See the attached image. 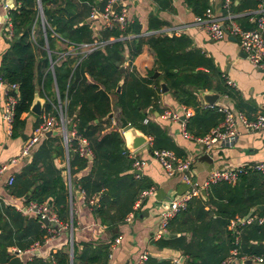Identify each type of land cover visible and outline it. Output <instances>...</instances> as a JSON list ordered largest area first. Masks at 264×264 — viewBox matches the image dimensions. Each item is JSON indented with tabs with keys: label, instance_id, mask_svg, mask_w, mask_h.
<instances>
[{
	"label": "trees",
	"instance_id": "obj_1",
	"mask_svg": "<svg viewBox=\"0 0 264 264\" xmlns=\"http://www.w3.org/2000/svg\"><path fill=\"white\" fill-rule=\"evenodd\" d=\"M96 1H99L98 5ZM150 1L161 10H173L170 0ZM208 1L183 0V3L196 17H201L208 8ZM108 2L40 0L47 24L45 38L37 17L38 0H15V6L9 10L12 38L7 41L8 47L0 57V82L17 86V92H12L17 97V103L11 132L17 136L24 130L25 119L22 116L29 113L38 86L42 84L45 92L41 96L49 97L48 91L54 80L61 102L66 101V118L75 125L77 135L88 141L92 153L89 160L87 157L81 158L70 148V174L86 169L91 163L88 175L76 182V186L88 199L94 195L99 197L94 213L101 224L115 227L123 222L138 196L150 185L142 176L135 179L131 174L133 161L128 156L121 135L114 131L102 134L112 111L110 95L116 96L115 104L121 117L152 139V150H171L177 156H182L159 125L153 122L143 124L146 109L162 113L158 106L159 80L166 84L180 104L195 108V115L191 117L193 120L189 119V122L191 120L202 131L195 135L202 136L216 127L221 117L214 109L198 108L194 93L198 89H211L212 79L221 74L211 61L203 66V58L196 56L199 51L188 50L190 41L183 38L178 40L163 33L164 22L156 16L149 18L147 31L160 32L145 38L141 36L138 19L124 29L118 26L96 29L90 23L91 11L93 8L104 11ZM257 4L256 0H241L237 8L239 11L256 10ZM52 8L56 10H50ZM96 41L108 43L103 49L89 52L83 58L81 55L67 56L60 65L55 63L58 54L63 52L59 46L61 43L78 46ZM145 45L155 53V64L161 72V77L155 81L150 78L153 71L146 78L127 69L123 74L120 72L125 62V51L133 60ZM46 49L50 52L51 62L55 63L52 69L49 68L50 59ZM79 57L80 61L75 66ZM122 79L121 91L117 94ZM215 90L223 91L220 86ZM51 108L50 102L46 101L45 112H51ZM38 127L39 123L35 128ZM187 131L191 132L188 124ZM46 140L47 145L35 151L30 163L14 176L7 190L13 197H24L28 205H50L58 222L68 223L70 208L67 185L61 170L53 165V154L63 156V147L59 146L61 140L57 137ZM53 144L57 145L55 150L59 152L54 151ZM76 145L73 141L72 147ZM255 185L260 188L254 189ZM263 189L264 178L256 173L239 176L234 185L223 182L210 184L206 198H192L186 209L170 220L167 228L169 238L157 240L156 248L180 253L186 258L185 264H221L232 250H237L239 258H264V224L237 225L235 231H239V237L229 229L232 220L246 217L256 205L264 203ZM206 206H210L208 211H205ZM46 229L38 216L27 220L15 206L0 202V264L107 263L109 246L105 244H84L80 250L73 244L72 262L71 253L64 249L52 254L48 260L33 257L27 262L19 259L16 252H8L10 247L23 252L35 242L42 243ZM145 264L172 262L166 260L158 263L156 259L148 257Z\"/></svg>",
	"mask_w": 264,
	"mask_h": 264
},
{
	"label": "crops",
	"instance_id": "obj_2",
	"mask_svg": "<svg viewBox=\"0 0 264 264\" xmlns=\"http://www.w3.org/2000/svg\"><path fill=\"white\" fill-rule=\"evenodd\" d=\"M10 1H12V4L15 3V0ZM133 1L137 2L136 6H134ZM229 1L230 4L227 10L223 9L224 0H209L207 9H211L213 15L220 19L227 13L231 14L235 23L243 30L254 29L256 10L245 9L239 11L238 8L240 7L241 0H235L233 5L232 0ZM6 2H8V0H0L1 21L4 19L3 6ZM170 3L173 10L164 11L150 0H132L131 2L124 1L122 4H119L116 7L114 13L118 14L121 10V7L124 6L127 19V24L124 28H126L130 22L138 19L141 25L142 38L160 32L147 31L149 18L151 16H156L160 21L164 22V26L162 27L161 31L163 33L165 32L168 37H175L178 40L183 38L184 40L190 41L188 50L190 52L199 51L196 56L197 58H203V66L207 64V61L212 62L221 76H217L212 79L213 83L211 84V89H198L195 91L194 95L196 97L198 108H203V105H206L202 100L200 93L211 92L218 95V100L212 106L225 107L236 113L240 112L248 121H253L259 115L264 114V70L257 69L252 65L249 59L246 58V55L241 51L237 40L235 38L234 39L236 41L229 40V37L232 36L229 35L220 41L210 40L207 34L201 28L195 25L196 16L190 9H187L183 3V0H170ZM154 7H157L156 13H153ZM90 23L93 27L96 26V29H98L101 25L100 19H96V21L95 19L90 20ZM2 26L3 24H0V57L8 47L7 41L10 40L5 38L7 36L4 33ZM262 36L264 38V31ZM129 38L130 37H125L124 39ZM59 46L63 50L61 53H64V50L68 49L66 44L61 43ZM103 48L104 47L99 48V50ZM86 54L88 53H86L85 50H81L80 52L72 51L71 57L81 55L83 58L86 56ZM192 60L194 61V59ZM62 61H57V65H60ZM79 61L80 57L75 63V66L77 63H79ZM155 62V53L147 45L143 46L141 53L133 60L128 57V51L126 50L125 62L123 68L120 69V72L123 74L127 70H129L128 72L134 71L141 78H146L148 77V74L153 71V74L150 78L155 81L161 77V72L158 71ZM49 68L52 69L50 66ZM155 72H158L159 76L156 79H153L152 77ZM123 79L119 83L120 91L121 85L123 84ZM88 80L90 81L89 78ZM161 81L162 80H159V87ZM227 81H230L233 87L229 86ZM217 86H220L223 91H216L215 88ZM152 88H154V86ZM4 89L5 85L0 83V164H8L13 159H17L18 161L16 164L9 166L6 176L4 177L3 181L0 182V202L4 203L6 206H15L16 210L22 212L27 220L35 219L38 216L35 212L28 210L27 207L29 205L27 202H25L24 197H13L9 194L7 190L8 186L5 182L10 175L15 176L16 174H19L22 169L30 163L35 151L38 150L39 147H42L45 144L47 145L48 142L46 139L55 137L61 140V143L59 142V146L61 148L63 147V156H59L54 153L53 165L55 168L61 170V176L64 183L67 185L69 193V222L63 224H68L70 229L68 231L61 230L56 236L49 235L48 241L45 242L44 239L49 233L48 230L53 226H51V224L48 225L46 223H42V226L46 228L48 227L46 229V235L43 238V242L38 243V249H35L34 247L37 244V242H35L30 245V248H34L33 251H31V249H25V251L17 254V257L23 262L30 261L33 259V257L48 260L52 254L63 249L69 250L72 258L73 244H75L79 250L84 244H92L93 246L105 244L109 246L108 252L112 255L111 259L109 262L107 261L106 264H133L136 258L143 252H147L149 257L156 259L158 263L166 260H170L172 262L175 259L181 260L183 258V263L185 264L186 258L180 253L172 252L170 250H158L155 246V242L157 240L154 237L158 232L159 213L161 209L163 207L166 208L169 202L175 197L190 193L192 191H199V194L193 198H206L207 187L210 184L205 186V183L208 179V176L213 171L233 170L238 167L253 165L256 163L264 164V130L245 132L243 128L241 129V125H238L241 134L232 146L215 145L211 150L206 152L203 146H201L198 142L186 140L182 137L179 124L168 120H161L159 118L160 114L153 112L152 109L148 108L145 110L146 117L144 120L147 119V123H156L163 130H165L167 135L173 140L182 154V156H177V154L172 151L178 158L183 160H192L190 170L191 184L188 185L182 182L181 176L179 174H175L172 177L167 176L162 166L152 157V139L146 136L148 143L133 153L137 159L147 162V166L142 171V178L148 181L150 188L153 187L155 192L152 196L143 200L138 210H134L133 204L132 211L126 215V217L129 214L133 215L130 222H126L125 217L121 224H118L115 227H107L106 225L101 224L99 218L94 213V209L96 208L99 197L97 195L90 197V199L94 198V202L90 203V199H88L84 192L78 186H76V182H78L82 177L88 175L91 163H88L86 169L76 172L73 175L70 174L68 152L70 148L75 152V146L72 147V142L75 141L77 143V139L81 137L77 135L74 129L75 125L71 124L70 120L65 116L64 106L66 105V101L64 100L61 102L54 80L51 82V86L48 91L49 97H42L41 94H45L43 91V86L42 84L38 86L33 101L37 100L40 102L41 115L36 116L31 113L30 110L29 113L24 114L22 118L25 119V127L20 135L17 136H13L8 132L7 126L1 119V111L4 104ZM158 95V106L162 112L170 111L181 113L183 108H188L193 110V116L195 115V108L180 104L168 88L167 92L165 93H162L160 88V93ZM110 99L112 111L108 116L109 121L106 123L105 130L102 134H109L112 131L118 132L124 141L125 148L130 152L129 140L127 138L128 134L122 132L121 130L120 119L124 118L121 117L120 110L116 107V96L110 95ZM46 101L50 102L51 104V112H45L44 108ZM60 115H62L66 121L67 136L70 140H72L69 147H65L62 133L52 130L54 134L50 135L49 137H46L45 135L41 137L30 150L29 155L23 160L19 159L20 154L27 142L33 137L37 123H39L40 126L47 118H59ZM219 115L221 117V121L217 126H219L222 122V116L221 114ZM192 118L190 119L193 120ZM144 120L143 124H147L144 123ZM191 120L190 122L188 121V126L191 128V132H188L193 137H203L212 130L211 129L202 136L195 135V133L199 134L202 131L200 128L194 126L195 124L191 122ZM133 129L135 128L133 127ZM135 130L137 133L143 134L141 131L137 129ZM56 146L57 145L53 144V149L54 151L59 152V150H55ZM204 154H208L210 156L211 163L199 162L198 159ZM87 158L91 160L92 153H90ZM64 167L65 169L63 170L62 168ZM64 172H66V176H64ZM131 174H133V170L131 171ZM259 185H255L253 188L259 189ZM202 190L205 191V195L201 194ZM262 193H264V189L262 190ZM262 197L264 199V195H262ZM259 205L264 206V203ZM47 207L49 208L50 212L54 214L52 207H50V205ZM255 207L250 211L249 214H258L259 211H255ZM209 209L210 206L205 207V211H208ZM163 238H169L168 229L166 235H164ZM117 239H119V244H114L115 240ZM12 249L17 248L10 247L8 252L11 253ZM242 258H253L249 261H251L252 264H259L254 260V258L262 257L253 256Z\"/></svg>",
	"mask_w": 264,
	"mask_h": 264
},
{
	"label": "built area",
	"instance_id": "obj_3",
	"mask_svg": "<svg viewBox=\"0 0 264 264\" xmlns=\"http://www.w3.org/2000/svg\"><path fill=\"white\" fill-rule=\"evenodd\" d=\"M124 1L131 2L132 0H110L104 11H99L98 9L93 8L91 11L90 19H100L101 25L100 28L107 29L113 28L114 26H118L123 29L127 24L126 19V10L125 7H121V10L118 14L111 11V7L114 3L122 4ZM258 5L256 9V19H255V28L252 30H243L240 28L234 21L231 14L227 13L224 17L216 18L211 9H206L205 13L201 17L195 18V25L201 28L208 36V38L212 41H220L225 39L227 36H232L235 38L239 44L241 51L246 55V58L252 63V65L257 68L264 70V38L262 33L264 31V0H256ZM230 4L229 0H224L223 9H228ZM15 6V3L12 4V1L8 0L3 6L4 10V19L0 20V24H3L2 28L4 33L6 34V38H12V24L9 19V10H11ZM38 13L37 17L40 21L41 29L43 30V34L45 36V27L46 22L43 16L42 7L38 3L37 7ZM98 16V17H97ZM53 36L57 37L55 34ZM46 38V36H45ZM108 42L96 41L91 44H83V45H67L68 49L64 51V53L58 54L57 61H62L67 56H71L72 51L85 50L86 53L92 52L96 49L104 47ZM48 52V56L50 59V52ZM55 63L51 62L50 59V67L52 68ZM1 84H4L0 82ZM227 84L231 87L232 83L227 81ZM5 85L4 89V104L1 111V119L7 126L8 132L11 133L13 120H14V112L17 103V97L12 94V92L17 91L16 85ZM203 109H214L216 112L221 114L222 122L219 126L213 128L207 135L203 137H193L187 131V124L189 119L193 116V110L188 108H183L181 113L163 111L160 114L161 120H168L179 124L182 137L186 140H193L198 142L206 152L211 150L215 145L221 146H232L241 132L238 128V125H241L245 132H256L264 130V114L259 115L253 121H248L245 116L240 112H233L232 110L220 107V106H210L203 105ZM144 123H147V119L144 120ZM56 130L57 132H61L63 136V142L65 147L68 148L72 140H70L67 136L66 132V121L62 115L59 118L49 117L47 118L36 130L33 137L27 142L26 146L22 150L20 154L21 160L29 155L30 150L34 147V145L38 142V140L43 137L47 132ZM75 152L83 158L90 155V149L88 147V142L85 139L79 138L77 139V146L75 147ZM152 157L162 166L167 176L172 177L175 174H179L181 176L182 182L185 184H191V163L192 160H183L178 158L172 151L169 150H152ZM129 158L133 161L132 170L133 176L135 179H139L142 176L143 169L147 166V162L141 159H137L134 156L133 152L128 151ZM17 159L11 160L8 164H0V182L3 181L8 168L10 165H14L17 163ZM135 171H140L141 175H135ZM249 173H256L260 176L264 177V164L256 163L253 165L242 166L235 168L233 170H217L210 173L208 179L205 183V186L209 184L216 183H227L230 185H234L239 176L247 175ZM13 175H10L6 179V185L10 186L13 182ZM155 192V189L149 188L143 191L137 198L134 203V210H138L143 200L152 196ZM199 191H192L190 193L180 195L175 197L173 200L169 202L167 207H163L159 213V224H158V232L154 237L156 240H159L164 237L167 233V228L170 220H172L179 212L184 211L187 207L189 200L193 197L197 196ZM90 203L94 202V198L90 199ZM29 211L35 212L40 220L51 222L55 225H59V222L54 214H52L47 206L36 204H29L27 207ZM133 215L129 214L125 221L130 222L132 220ZM264 224V215H259L257 213H251L242 219L232 220L229 225V229L233 230L236 235L239 237V231L235 228L237 225H251V224ZM69 228L68 224L65 226H61L62 230H67ZM52 235H57L59 230L51 229L49 231ZM238 237L236 238V242L238 241ZM47 242V241H46ZM114 244H119V239L115 240ZM35 249H38V243L34 246ZM34 248H31L33 251ZM15 252V249L11 250ZM17 253H21L17 251ZM112 255L109 254L108 262L111 259ZM149 257L147 252H143L140 254L133 264H145ZM253 258H239L237 250H232L230 255L221 263V264H241L242 262L252 260ZM254 260L259 264H264V259L262 258H254ZM173 264H182L179 259H175L172 261Z\"/></svg>",
	"mask_w": 264,
	"mask_h": 264
},
{
	"label": "water",
	"instance_id": "obj_4",
	"mask_svg": "<svg viewBox=\"0 0 264 264\" xmlns=\"http://www.w3.org/2000/svg\"><path fill=\"white\" fill-rule=\"evenodd\" d=\"M38 3L41 6L40 0H38ZM98 3H99V1H96V4H98ZM133 4H134V6H136L137 2L133 1ZM116 7H117V3H114L112 5L111 11L114 12ZM50 10L54 11L56 9L52 8ZM156 12H157V7H154L153 13H156ZM153 13H151V14H153ZM229 40L236 41L232 37H229ZM158 76H159V73L155 72L152 78L156 79ZM160 88H161V92L162 93L167 92V88H166L165 84L162 81L160 82ZM119 91H120V85H118L117 93H119ZM200 96H201L202 100L204 101V103L206 105H210V106H212L218 100V95L217 94H213L211 92L210 93H200ZM30 111L34 115L40 116L41 115L40 102L37 101V100L33 101ZM120 124H121L122 132L128 134L129 149H130L131 152H135V151L139 150L140 148H142L143 146H145L148 143V140H147L146 136H144L143 134L137 133V131L135 129H133V127L127 121H125L124 119H120ZM70 129H71V126H70ZM52 134H54V133L52 131H49V132H47L45 134V136L49 137ZM198 160H199V162H210L211 163V159H210V156L208 154H204ZM62 169L64 170L65 167L62 168ZM134 174L135 175H141V172L140 171H135ZM64 176H66V172H64ZM201 194L205 195V191L202 190ZM255 211L264 212V206L263 205L256 206L255 207ZM180 261L182 263L183 262V258ZM71 262H72V260H71ZM241 264H252V262L251 261H245V262H242Z\"/></svg>",
	"mask_w": 264,
	"mask_h": 264
},
{
	"label": "rangeland",
	"instance_id": "obj_5",
	"mask_svg": "<svg viewBox=\"0 0 264 264\" xmlns=\"http://www.w3.org/2000/svg\"><path fill=\"white\" fill-rule=\"evenodd\" d=\"M241 129H242V127H241ZM41 205H44V204H41ZM40 206V205H39ZM42 223H46V224H51V226H53L51 229H55V230H59V232L62 230L61 229V226H65V224H61V223H59V225L57 224V225H55V224H53V223H51V222H46V221H43ZM48 228V227H47ZM51 229H49L48 231H50ZM70 228H67V230L66 231H68ZM49 235H51V236H56V235H52L51 233H48L46 236V238L44 239V241L46 242V241H48V239H49ZM58 235V234H57ZM31 249V248H30ZM15 252L17 253V251L15 250ZM21 252V251H20ZM18 254V253H17ZM20 254V253H19ZM180 261V260H179ZM181 262V261H180ZM172 264H173V262H172ZM182 264H184L183 262H182Z\"/></svg>",
	"mask_w": 264,
	"mask_h": 264
},
{
	"label": "bare ground",
	"instance_id": "obj_6",
	"mask_svg": "<svg viewBox=\"0 0 264 264\" xmlns=\"http://www.w3.org/2000/svg\"><path fill=\"white\" fill-rule=\"evenodd\" d=\"M127 138H128V135H127Z\"/></svg>",
	"mask_w": 264,
	"mask_h": 264
}]
</instances>
